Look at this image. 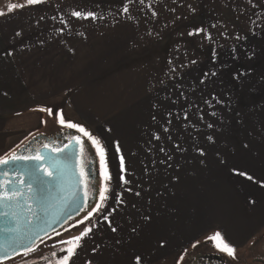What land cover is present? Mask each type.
<instances>
[{"label": "crops", "instance_id": "obj_1", "mask_svg": "<svg viewBox=\"0 0 264 264\" xmlns=\"http://www.w3.org/2000/svg\"><path fill=\"white\" fill-rule=\"evenodd\" d=\"M24 2L0 0V11L6 13L0 16L1 108L21 111L37 107L31 102L61 100L73 119L99 137L112 128L133 125L134 118L146 117L162 130L159 139L157 134L151 140L168 142L163 150L134 153L125 148L114 155L146 162L125 166L123 174L129 183L110 182L104 210L87 225L93 230L81 241L71 264H135L136 257L141 264H164L182 247V235L195 234L202 225L214 222L221 226V233L226 231L228 224L222 226V219L229 203L223 202L227 193L219 186L223 168L238 170L239 158L228 150L226 155L212 149L198 151L195 128L192 133L190 129L189 139L187 134L167 136V140L164 135L165 84L159 62L164 61L165 30L203 28L196 25V0H145L144 4L140 0H47L7 13L8 3ZM125 4L128 13H123ZM192 6L195 9L188 11ZM73 11L92 12L97 19H76ZM115 170L121 173L120 167ZM209 185L217 186L212 199L219 202L209 199L206 191L204 198L198 192ZM133 198L151 200L153 207L144 208L138 217ZM238 210L229 213L240 224L248 216L250 224L242 225V231L238 226L231 231L234 241L256 231L247 234L246 229L262 221L264 202L240 217ZM84 227L76 222L59 235H50L39 243L40 250L29 264H55L65 254L59 251L64 247L59 242L79 235ZM232 239L226 240L237 244Z\"/></svg>", "mask_w": 264, "mask_h": 264}, {"label": "rangeland", "instance_id": "obj_2", "mask_svg": "<svg viewBox=\"0 0 264 264\" xmlns=\"http://www.w3.org/2000/svg\"><path fill=\"white\" fill-rule=\"evenodd\" d=\"M196 3L198 8L196 25L203 28L165 30L164 61L159 62V68L163 69L161 74L164 75L165 84L164 135L167 140V136L177 137L176 135L179 134L182 138L185 133H188L186 137L189 139L188 135H190L192 127L196 126L197 134L209 128L214 133L217 131L216 128L223 126L216 122L231 121L233 134L230 139L227 137L223 143L224 146L230 147L229 151L231 152L228 154H235L234 156L239 158L240 164L236 171L223 168L225 170L223 185L219 186V190L224 192L225 189L227 193L225 196L223 195V198L225 197L223 202L229 203V208L224 212L225 216L222 219V226L228 224L226 228H223L226 231L222 235L225 240H229L232 239L231 231L233 229L238 226L239 231H242V225L244 227L246 224H250L246 220L248 216L243 219V222L246 223L240 224L238 219L236 220L230 213L239 209L238 217H240L245 211L252 210L254 206L257 207L258 204L264 202V187L261 186L264 184V0H250V2L249 0H196ZM193 7H187V10L192 11L195 9ZM190 32L194 34L190 36ZM205 70L212 72L213 77L210 76V78L207 75L208 79L202 84L198 80L201 72ZM161 74L159 73V75ZM60 101L31 102L32 105L34 104L33 106L37 107L21 111H16L11 106L0 107V157H4L6 154L10 155L12 152L16 153L27 141L37 135L67 130L59 127L54 118L35 110L40 107L52 108L54 112L62 110L66 121L82 125L69 115L64 104ZM17 112L19 113L17 114ZM42 120L46 123H41ZM149 122L146 117L134 118L133 125L121 126L118 127V130L112 128V132L104 133L105 135L102 137L85 127L92 136L100 141V145L105 151L106 164L112 176L111 182H120L119 177L123 174L114 172L116 167H120V158L114 156L118 154L117 147L120 151L128 148L134 153H144V150L153 148H168L167 141L161 143L151 140L162 130L160 126L155 125L156 121L153 125ZM82 126L84 127V125ZM72 131L81 135L75 130ZM209 137L212 136L206 138L209 139ZM110 138H112L111 141H109ZM123 138H126L127 141L120 140ZM216 138L217 140L214 139L216 142L220 140L222 142L220 137ZM81 139L84 144H87L89 152L93 155L95 181L92 182V186L94 185L98 192L99 157L91 142L86 137H81ZM214 144H211L212 146L207 150L212 148L219 152L218 154H227V152H223L224 150L218 149L222 145ZM89 152L84 147L85 162L88 161L87 153ZM124 160L125 166L138 165L137 162L140 161L146 162L145 158L138 157L128 158V161L124 158ZM234 167V165L231 166V168ZM241 172L253 179L249 180L247 176L240 175ZM123 175L126 179L127 174ZM134 179L137 181L136 178ZM211 185L205 190L198 189L202 197L206 191L209 199L213 198L212 196L218 189H216L217 186ZM109 188H111L110 184ZM212 200L219 202V200ZM132 201V207L134 211L138 212V217L142 216L140 211L144 208L153 207L151 200L142 201L133 198ZM218 227H221L219 223L214 222L213 226L202 225L195 234L182 235V247L174 253L173 259L165 260L164 264L176 262L182 254L186 258L188 254H185V250L191 251L193 242L200 241L201 243L205 241L207 235L215 231L221 232ZM254 228L256 231L250 237L239 238L236 241L232 239L237 244H230L236 247L237 253L250 246L260 234L264 233V218L247 228V234ZM239 240L241 241L239 242ZM39 243L41 241L37 244ZM207 244L208 246L212 245L211 242ZM39 250L37 249V251ZM35 253L27 257L17 256L14 260L5 261V264H29L33 261Z\"/></svg>", "mask_w": 264, "mask_h": 264}, {"label": "snow or ice", "instance_id": "obj_3", "mask_svg": "<svg viewBox=\"0 0 264 264\" xmlns=\"http://www.w3.org/2000/svg\"><path fill=\"white\" fill-rule=\"evenodd\" d=\"M46 2L47 0H25L24 3H8L7 13H13L14 10L22 9L25 6H35ZM131 2L132 0H129V3ZM144 2L145 0H140L141 4H144ZM128 12L129 7L127 4H125L123 6V13ZM5 14L6 13L4 11H0V16H4ZM71 15L76 19H91L93 21L97 19L96 15L92 12L82 13L81 11H73ZM152 15L156 16L157 13L153 11ZM193 34L194 33L192 32L189 33L190 36ZM17 35H20V33H17ZM207 38L210 39L211 37ZM9 55H11V53H9ZM213 75H215V73H213ZM35 110L41 113H46L49 117L54 118L59 127L75 130L81 134L68 136L67 139L69 140V144L64 145L63 148L56 149L55 151L63 152L64 148H69L71 144L74 143L80 146L81 155H83L84 142L81 137H86L96 149V153L100 161V180L98 182L99 188L97 192L98 201L91 209L86 208L88 203V195L90 190L95 191L96 189L91 188L90 181L84 172L83 166L81 167L79 180L77 181L81 187L84 198L83 205L78 208L77 211H85L84 217L78 221V224H84L85 227L79 235L72 236L69 239L61 240L59 242L60 244L64 245V247L60 248L59 251L65 254L61 257H57L55 264H71L73 257L77 254V249L81 247V241L93 230L92 227L87 225L91 223L94 214L99 215L104 210L105 203L109 199V184L112 180V176L108 170L105 151L100 145V141L92 136V134L85 127L75 124L71 121H66L62 110L54 112L52 108L46 107H40ZM41 123H46V121L42 120ZM209 127H212V125H209ZM33 138L35 139V137ZM156 138L159 139V137ZM209 139L211 140V137H209ZM44 147L47 149L48 145L45 144ZM119 152L120 149L117 147V153ZM203 154L204 153L201 152V155ZM18 161H35L37 163V168L32 169L28 173L16 174L10 179L0 178V209H8L7 211L0 212V221L6 223V229L0 228V234L6 237V241L0 242V264H5V261L7 260H14L16 256H29L35 253L39 248V244L36 243L37 240L44 242L40 233L43 232L45 235H47V230L43 225L51 226V221L42 218L40 215H38V212L43 211L47 215L52 209L55 208L56 211L54 215H58L62 210V208H56V205H52L48 201V198L45 195V193L48 191L45 187L46 183L57 181L59 182L61 193H66L68 191V189L64 186L66 183L64 177L68 167L66 162H61L52 157L45 158L41 156L39 152H37L35 155L28 156L17 155L15 152H12L10 155L6 154L4 157H0V166L13 164ZM45 164H47L48 167L52 168L54 171L50 172L48 167H44ZM125 171V160L123 156H121L120 172L124 173ZM239 174L242 176H247L249 180L253 179L246 173L241 172ZM24 175L29 176L30 179L25 180ZM6 176H8L7 172L0 173V177ZM42 176H46L48 180H43ZM13 179L16 181L15 184L12 182ZM119 179L121 184L129 183L123 174L120 175ZM17 185H19V187ZM261 186L264 187V184H261ZM71 195L74 196L75 193H72ZM137 195H139V193H137ZM60 201H63L65 205L74 203L71 196L63 194L59 196L58 203ZM116 202H121L119 194L116 196ZM104 220L107 221L108 216H104ZM109 227H111L110 223ZM111 230L115 232L116 228L112 227ZM57 235H59V233H57ZM205 242H211L212 246L217 251L226 254L230 259H238L236 247L227 242L221 232L215 231L207 235L205 237ZM199 243L200 241L193 242L191 247L195 249L198 247ZM20 249H22V251H20ZM186 252L187 250H185V254ZM52 255L56 256L57 254L56 252H53ZM183 260L184 254L180 255L179 259L177 260V264H181ZM135 264H141L140 257H136Z\"/></svg>", "mask_w": 264, "mask_h": 264}, {"label": "water", "instance_id": "obj_4", "mask_svg": "<svg viewBox=\"0 0 264 264\" xmlns=\"http://www.w3.org/2000/svg\"><path fill=\"white\" fill-rule=\"evenodd\" d=\"M43 135L35 136V139L32 138V140H38L43 138ZM31 140V141H32ZM69 140L66 138L62 141L60 148H63L64 145H68ZM27 145V144H26ZM24 148V146L22 147ZM41 156L48 158L52 157L56 160H59L61 162H66L68 167L65 173V187L68 189L66 193L60 192V185L59 182L53 181L50 183H46L45 187L48 190L45 195L48 198V201L52 205H56V208H62V210L59 212L58 215H54L56 209H52L47 215L43 211H39L38 215H40L42 218L47 219L51 221V226L43 225L47 230V235H45L43 232L40 233V235L45 239L46 237L60 232L62 229H64V226H69L71 224H74L78 222L81 218L84 217L85 211H77L78 208H80L84 203L83 198V192L81 190L80 185L77 183L79 180L80 170L83 166L84 172L87 176V178L90 180L95 179V175L91 174L92 169H88L91 167V164L89 163L86 166L85 157L84 155H81V150L79 148V145L71 144L69 148H64L63 152H57L53 151L50 148H41L38 150ZM16 154H19V151L16 152ZM44 167H48L47 164L44 165ZM37 168V163L35 161H18L13 164L0 166V173L7 172L8 176L6 177H0L3 179H10L13 178L16 174H24L30 172L32 169ZM48 170L54 171L52 168L48 167ZM24 179L28 180L30 179L29 176L24 175ZM42 179L47 181L48 178L46 176H42ZM14 184L16 183L15 179L12 181ZM19 187V185H17ZM93 189H96L93 187ZM75 193L74 196L71 194ZM69 195L71 196L74 203L65 205L63 201H60L58 203V199L60 195ZM97 200V191H92L91 197H88V203L86 208L91 209ZM35 207V205H34ZM8 209H0V212L7 211ZM0 228L6 229V223L3 221H0ZM6 241V237L2 234H0V242ZM40 242V240H37L36 243ZM22 251V249H20Z\"/></svg>", "mask_w": 264, "mask_h": 264}, {"label": "flooded vegetation", "instance_id": "obj_5", "mask_svg": "<svg viewBox=\"0 0 264 264\" xmlns=\"http://www.w3.org/2000/svg\"><path fill=\"white\" fill-rule=\"evenodd\" d=\"M72 135L77 134H75L72 130L67 129L58 130L50 134L43 135L44 137L38 140L30 139L23 145L24 148H22V146L18 150V155H35L39 149L44 147L45 144L48 145V148L55 151L60 147L64 139ZM83 145L89 152L87 144L83 143ZM89 153H87L88 161L86 162V166L90 163L91 167L88 169H92L91 174H95L93 155ZM94 181L95 179L90 181L92 189L94 187V185L92 186V182ZM92 191L93 190L89 191L88 197H91ZM207 243L203 241L199 243L197 248L188 251L186 253L188 254L187 257L184 258L181 264H264V233L260 234L250 246L244 250L242 249L241 252L236 253L238 257L237 260H232L226 254L217 252V250L211 244L208 246Z\"/></svg>", "mask_w": 264, "mask_h": 264}, {"label": "trees", "instance_id": "obj_6", "mask_svg": "<svg viewBox=\"0 0 264 264\" xmlns=\"http://www.w3.org/2000/svg\"><path fill=\"white\" fill-rule=\"evenodd\" d=\"M207 75H208V77H210V76H212V72H210V71H208V70H205V71H202L201 72V75H200V77H199V80H198V82L199 83H202V84H204L205 82H206V80L208 79L207 78ZM213 77V76H212ZM211 78V77H210ZM224 119H227V118H224ZM227 120H229V119H227ZM217 124H219V125H223V126H220V128H216V130L217 131H215L214 133H213V131H211V128H209V129H204L203 131H201L200 133H198L197 134V136H200L198 139V141H197V143H196V145H197V150L198 151H203V150H207V148H210V146H212L211 144H214V142H215V144L214 145H222V147H219L218 149H222V150H224L225 152L228 150H230V147L228 146V147H226V146H224V143L223 142H225V140L227 139V137H228V139H230L231 138V136H232V134H233V127H232V123H231V121H224V120H222V121H218V122H216ZM215 123V124H216ZM194 124V123H193ZM213 124V123H212ZM214 124V125H215ZM192 126V125H191ZM195 129H196V126L194 127ZM193 127H192V130H191V133H192V131H193V129H194ZM186 134V133H185ZM184 134V135H185ZM188 134V133H187ZM201 136H204V138H201ZM207 136H212L211 137V140H209L208 138H206ZM216 137H220L221 139H222V142H216L214 139H216L217 140V138ZM212 149V148H211ZM64 227H67V226H64ZM49 237V236H48ZM47 238V237H46Z\"/></svg>", "mask_w": 264, "mask_h": 264}]
</instances>
